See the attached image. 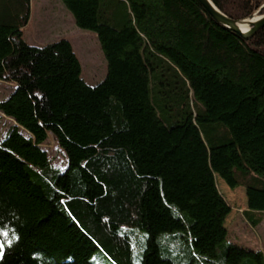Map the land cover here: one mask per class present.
I'll list each match as a JSON object with an SVG mask.
<instances>
[{
    "label": "trees",
    "instance_id": "16d2710c",
    "mask_svg": "<svg viewBox=\"0 0 264 264\" xmlns=\"http://www.w3.org/2000/svg\"><path fill=\"white\" fill-rule=\"evenodd\" d=\"M212 1L233 19L264 3ZM62 2L99 39L107 72L94 86L67 38L23 39L31 0H0V80L14 85L0 101L13 122L0 138V224L18 237L0 264H93L99 250L117 264H264V248L218 253L231 206L216 182L244 187L247 219L264 211V27L244 39L197 0ZM150 74L176 107L171 126Z\"/></svg>",
    "mask_w": 264,
    "mask_h": 264
},
{
    "label": "rangeland",
    "instance_id": "374dc122",
    "mask_svg": "<svg viewBox=\"0 0 264 264\" xmlns=\"http://www.w3.org/2000/svg\"><path fill=\"white\" fill-rule=\"evenodd\" d=\"M261 13V12H260ZM23 39L33 46H43L59 38H67L81 63V77L89 85L100 83L106 76L107 61L97 34L94 31L82 29L75 24L73 15L65 7L62 0H31V13L28 24L23 28ZM14 88L13 83L0 80V101L5 100ZM149 94L157 115L165 125L171 126L178 119L176 107L165 96L158 95L153 87V76L150 74ZM12 120L0 112V138L6 135ZM48 152L53 167L64 169L66 156L52 136L43 145ZM31 177L34 168L27 167ZM217 187L231 206V212L226 217L227 234L224 242L217 247L221 250L227 243L235 244L255 252L264 246V211L251 212L250 220L243 214L247 209L244 187L239 186L231 190L218 176ZM257 221L258 224H254ZM93 264H117L103 251L92 255ZM247 260V259H246ZM245 261V260H244ZM224 260H221L223 264ZM244 264H247L246 262Z\"/></svg>",
    "mask_w": 264,
    "mask_h": 264
},
{
    "label": "water",
    "instance_id": "95a60500",
    "mask_svg": "<svg viewBox=\"0 0 264 264\" xmlns=\"http://www.w3.org/2000/svg\"><path fill=\"white\" fill-rule=\"evenodd\" d=\"M197 1L211 16L212 20L217 22L222 27L237 33L244 39H250L259 29L264 27V13H260L264 8V3L250 15L233 19L216 7L212 0Z\"/></svg>",
    "mask_w": 264,
    "mask_h": 264
},
{
    "label": "snow or ice",
    "instance_id": "6c2138e0",
    "mask_svg": "<svg viewBox=\"0 0 264 264\" xmlns=\"http://www.w3.org/2000/svg\"><path fill=\"white\" fill-rule=\"evenodd\" d=\"M16 239H18V237L14 229H10L7 225L0 224V258H2L4 249L10 247Z\"/></svg>",
    "mask_w": 264,
    "mask_h": 264
},
{
    "label": "crops",
    "instance_id": "0c3cea01",
    "mask_svg": "<svg viewBox=\"0 0 264 264\" xmlns=\"http://www.w3.org/2000/svg\"><path fill=\"white\" fill-rule=\"evenodd\" d=\"M222 180V179H221ZM223 181V180H222ZM224 182V181H223ZM225 183V182H224ZM227 186V185H226ZM245 190V189H244ZM246 194V193H245ZM246 197V196H245ZM246 200H247V198H246ZM245 200V201H246ZM246 204H247V201H246ZM247 210V209H246ZM226 227V226H225ZM227 229V228H226ZM262 248H264V246L262 247ZM261 248V250L260 251H262L263 249Z\"/></svg>",
    "mask_w": 264,
    "mask_h": 264
},
{
    "label": "bare ground",
    "instance_id": "6f19581e",
    "mask_svg": "<svg viewBox=\"0 0 264 264\" xmlns=\"http://www.w3.org/2000/svg\"><path fill=\"white\" fill-rule=\"evenodd\" d=\"M262 11V10H261Z\"/></svg>",
    "mask_w": 264,
    "mask_h": 264
}]
</instances>
